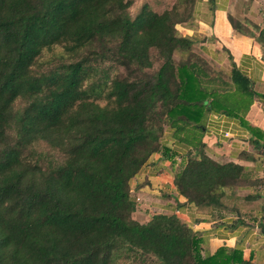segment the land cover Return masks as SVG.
<instances>
[{"label": "trees", "instance_id": "16d2710c", "mask_svg": "<svg viewBox=\"0 0 264 264\" xmlns=\"http://www.w3.org/2000/svg\"><path fill=\"white\" fill-rule=\"evenodd\" d=\"M198 1L133 17V0H0V264H259L239 248L204 253L176 213L134 217L131 182L168 148L167 127L191 151L175 174L187 203L219 207L262 181L241 161L264 163V128L247 119L254 82L179 32ZM214 114L237 118L258 155L212 157Z\"/></svg>", "mask_w": 264, "mask_h": 264}, {"label": "crops", "instance_id": "0c3cea01", "mask_svg": "<svg viewBox=\"0 0 264 264\" xmlns=\"http://www.w3.org/2000/svg\"><path fill=\"white\" fill-rule=\"evenodd\" d=\"M197 7L195 19L178 26L180 34L192 38L194 48L214 66L230 70L236 65L251 78L258 99L247 119L264 128V0H202ZM204 140L206 151L222 162L238 160L242 150L260 152L250 144L249 131L239 120L225 114L208 117ZM163 142L168 148L154 153L131 182L137 201L134 217L147 222L154 213H176L202 233L208 253L228 246L242 249L245 258L260 260L257 255L264 253V231L259 227L264 223V185L260 192L253 191L256 186L251 185L228 192L219 207L187 203L175 184V174L189 158L190 148L178 144L173 134ZM241 161L253 169L254 178L264 180L263 162Z\"/></svg>", "mask_w": 264, "mask_h": 264}, {"label": "rangeland", "instance_id": "374dc122", "mask_svg": "<svg viewBox=\"0 0 264 264\" xmlns=\"http://www.w3.org/2000/svg\"><path fill=\"white\" fill-rule=\"evenodd\" d=\"M133 1L134 2L132 4V6L130 7V12H131L132 16L134 17L141 11V9L144 6V4H148L150 8H152L153 10H155L157 12H162L163 10L171 9L174 6V4L176 3L177 0H133ZM201 1L202 0H199L198 3L200 4ZM197 5L198 4H196V12H195V14L198 13L199 8H200V6L198 8ZM180 9H181V11L185 10V5H181ZM57 50H59V49H57ZM50 55H51V53L46 54L45 59L50 58ZM175 57H176L177 60L182 58V51H180V50L176 51L175 52ZM118 69H119V71H124L123 67H119ZM20 104L21 103H18L17 105L20 106ZM171 134H173V131L171 129L169 130V128L167 127L164 137H166L167 135H171ZM35 147L37 149H40V150H43V151H49L50 150L49 152H51L54 155L57 154V151L47 148V146L45 144H43V143L36 144ZM263 185H264V180H262L259 183V185L254 187L253 191L260 192L263 189ZM261 186H262V189H261ZM224 200H225V198H224ZM227 203H229V202H227ZM223 204H224V202H223ZM247 216H249V214H247ZM257 216L258 217H262V215H257ZM258 219L259 218H256L255 222L258 221ZM261 219H262V222H264V216ZM259 227H261V224H260ZM203 249H204V253H208L210 251V248H208V247L206 248V246ZM257 258L260 259L258 261L256 260L259 264H264V253L258 254ZM118 264H141V263L138 262V261H134V260H121Z\"/></svg>", "mask_w": 264, "mask_h": 264}]
</instances>
